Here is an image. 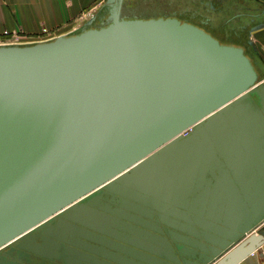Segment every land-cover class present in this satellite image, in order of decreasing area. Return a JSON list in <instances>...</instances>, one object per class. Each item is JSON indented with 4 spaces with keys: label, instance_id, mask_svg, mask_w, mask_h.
Listing matches in <instances>:
<instances>
[{
    "label": "water",
    "instance_id": "95a60500",
    "mask_svg": "<svg viewBox=\"0 0 264 264\" xmlns=\"http://www.w3.org/2000/svg\"><path fill=\"white\" fill-rule=\"evenodd\" d=\"M123 2L0 46V264H253L264 183L223 164L264 182L262 76L244 47Z\"/></svg>",
    "mask_w": 264,
    "mask_h": 264
},
{
    "label": "crops",
    "instance_id": "0c3cea01",
    "mask_svg": "<svg viewBox=\"0 0 264 264\" xmlns=\"http://www.w3.org/2000/svg\"><path fill=\"white\" fill-rule=\"evenodd\" d=\"M107 0H0V37L2 33H18L22 37L32 38L40 34L42 29L48 30L51 39L61 35H70L78 33L85 28L86 23L95 18L93 27H99L106 22L109 17V11L105 4ZM127 1V0H126ZM253 5L261 9L260 16L252 23H245V29L236 31V28H229L225 23L222 27L229 34L227 37L234 38L236 32V41H242L248 56L254 61L257 69L264 81V0H250ZM133 6L130 8L125 2L121 15L129 17L125 11H136L135 0L130 1ZM251 5V4H250ZM140 17L138 14L130 15ZM171 16H177L176 13ZM247 24V25H246ZM260 24V25H259ZM257 25V27H256ZM238 27V26H236ZM234 30V31H233ZM219 32V31H218ZM231 39V38H230ZM223 170L226 172L223 176L227 177L229 183H235V179H241L246 184L264 183L263 181H250L251 175L247 172L237 173L235 168H227L223 164ZM215 177H219L217 172ZM253 175V174H252ZM254 175H257L256 173ZM258 177H261L257 175ZM239 177V178H237ZM253 264H264V244L257 248L254 255L248 257Z\"/></svg>",
    "mask_w": 264,
    "mask_h": 264
},
{
    "label": "rangeland",
    "instance_id": "374dc122",
    "mask_svg": "<svg viewBox=\"0 0 264 264\" xmlns=\"http://www.w3.org/2000/svg\"><path fill=\"white\" fill-rule=\"evenodd\" d=\"M200 2L201 0H135L136 11H132L130 13L125 11V14L128 15L129 17H132L130 16L132 14H136V15L138 14L142 18H154V17H164V16L169 17L175 12L176 15H178L177 16L178 19L183 20V21L188 20L190 23L196 26L200 24H204L205 29L217 35L218 38H220L221 40L225 41L226 36L229 34V32L225 30V29L228 30V28L222 27V24L224 23V21L226 22L225 20L226 17H223V16L216 17V19L213 20V24L208 23L205 25V22L201 23L203 21H200V19L194 16L195 13H193L196 10H201V11L204 10V7L201 5ZM126 5L130 8L133 6L132 2L129 3V0H127ZM201 26L203 27V25ZM228 27L229 28L233 27V24L228 25ZM54 33L55 32H52L51 35H54ZM230 38L231 40L236 42L235 40L236 37L233 38V36L232 37L228 36V39ZM26 45H31V44H22V45H17V46H26ZM9 46H12V45H9Z\"/></svg>",
    "mask_w": 264,
    "mask_h": 264
},
{
    "label": "flooded vegetation",
    "instance_id": "af4514ba",
    "mask_svg": "<svg viewBox=\"0 0 264 264\" xmlns=\"http://www.w3.org/2000/svg\"><path fill=\"white\" fill-rule=\"evenodd\" d=\"M125 2L127 1L124 0L122 8L125 6ZM200 3L204 7V10H196L193 12L195 13L194 16L200 19V21H203L206 24H213V20L216 19V17L223 16L226 17V24H233V27L235 25V29L240 27L239 29H236V31L247 28L245 27V23L249 24L250 22L257 20L262 12L259 6L255 7L250 0H201ZM234 33V37H237L236 32Z\"/></svg>",
    "mask_w": 264,
    "mask_h": 264
},
{
    "label": "built area",
    "instance_id": "2783aa9c",
    "mask_svg": "<svg viewBox=\"0 0 264 264\" xmlns=\"http://www.w3.org/2000/svg\"><path fill=\"white\" fill-rule=\"evenodd\" d=\"M50 39H51V33L46 29H42L40 34L32 38L22 37L18 33L4 32L0 37V46H9V45L17 46L22 44L32 45L35 43L47 42L50 41Z\"/></svg>",
    "mask_w": 264,
    "mask_h": 264
},
{
    "label": "trees",
    "instance_id": "16d2710c",
    "mask_svg": "<svg viewBox=\"0 0 264 264\" xmlns=\"http://www.w3.org/2000/svg\"><path fill=\"white\" fill-rule=\"evenodd\" d=\"M178 16V15H177ZM192 18V17H191ZM201 23H204V22H201ZM201 25H203V27L201 26ZM205 25H206V23H205ZM198 27H200V28H202V29H204L206 32H208V33H210L213 37H215L216 39H218L221 43H224V44H233V45H236V46H242V47H244L245 48V45H244V42H242V41H233V40H231V39H228V37L226 36V40L225 41H223V40H221L220 38H218V36L216 37L215 36V34H213L212 32H210V31H208L207 29H205V27H204V24H200V25H197Z\"/></svg>",
    "mask_w": 264,
    "mask_h": 264
}]
</instances>
